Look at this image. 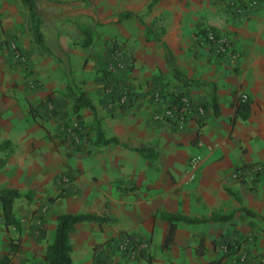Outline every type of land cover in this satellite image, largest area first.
Instances as JSON below:
<instances>
[{
    "label": "crops",
    "instance_id": "0c3cea01",
    "mask_svg": "<svg viewBox=\"0 0 264 264\" xmlns=\"http://www.w3.org/2000/svg\"><path fill=\"white\" fill-rule=\"evenodd\" d=\"M42 1L89 5L92 13L82 12L84 17L113 26L121 43L114 42L117 57L87 31L89 44L81 47L72 39L80 36V22L75 28L58 25L63 57L44 37L38 50L50 56L33 60L31 75L0 46V189L20 195L11 207L16 228L0 215L1 257L10 243L15 248L3 264H44L63 213L105 218L73 225L72 264H264V173L252 181L234 176L241 167L264 164V0L240 15L225 0H157L149 7L151 0H38L39 6ZM123 11L132 17L114 22ZM27 21L19 0H0V36L18 32ZM205 28L224 41L226 54L196 42ZM173 69L192 83L182 84ZM108 89L114 96L125 91L129 100L117 104ZM154 91L164 95L159 104L152 101ZM77 93L93 110L74 111ZM169 93L187 95L204 114L190 117L180 130L153 120ZM240 93L247 96L245 119L236 115ZM94 119L102 137L116 143L96 142ZM192 155L201 160L189 180ZM162 213L231 218L177 221L172 244L162 249ZM123 237L135 248L119 250Z\"/></svg>",
    "mask_w": 264,
    "mask_h": 264
},
{
    "label": "trees",
    "instance_id": "16d2710c",
    "mask_svg": "<svg viewBox=\"0 0 264 264\" xmlns=\"http://www.w3.org/2000/svg\"><path fill=\"white\" fill-rule=\"evenodd\" d=\"M22 6L27 10L29 27L31 30V36L34 42L40 47H44V34H43V19H42V11L38 4V0H19ZM157 0H151L148 3V7L156 2ZM132 17V14L128 11H123L117 14L114 22L118 23L123 20ZM146 32H150L151 30L145 26ZM77 33L82 37V41L78 42L81 47H85L89 44L90 36L89 33L82 29V27H77ZM203 31V30H202ZM154 39L157 40V37L153 36ZM168 61H170L168 59ZM107 72V71H106ZM173 76L176 77L182 84L186 85L188 83H192L190 79L184 77L179 71L173 69ZM211 109L214 114H216L217 106L215 96L211 97ZM85 106L91 110H93L92 105L85 99L83 93H77L74 95V111L80 107ZM236 115L245 119L248 116V107L247 102L240 104L236 107ZM92 130L95 134L96 142L101 144L108 143H116V140L104 139L101 135V131L97 124V121L94 119V122L91 126ZM141 156H148L147 150L145 149H137L136 150ZM2 161H0V166L2 165ZM19 193L12 188H3L0 189V215L4 219L5 224H13L16 228V222L12 215L11 207L14 199L18 198ZM52 200V199H50ZM247 212V211H246ZM161 218L164 219L167 223V228L163 237V241L161 244V248L165 249L172 244V237L175 230V223L177 221H182L184 223H199L204 220L209 221H224L231 218V214L228 215H217L212 214L208 219H197V218H186L182 215L177 214H160ZM105 220L104 217L95 216L92 214H81V213H63L59 214L56 217V226L53 240L46 246L44 252V264H72L69 258V250L70 245L68 243V233L72 230L73 225L77 222L81 221H102ZM10 243V248L6 255H3L1 258L6 262L9 260L8 255L13 253L15 248Z\"/></svg>",
    "mask_w": 264,
    "mask_h": 264
},
{
    "label": "rangeland",
    "instance_id": "374dc122",
    "mask_svg": "<svg viewBox=\"0 0 264 264\" xmlns=\"http://www.w3.org/2000/svg\"><path fill=\"white\" fill-rule=\"evenodd\" d=\"M40 9L43 12V34L47 41L49 49L56 52L58 55L62 56L63 51L59 48L56 42V33L58 25L64 24L66 27H74L80 22L83 30L88 31L93 37H95L96 42L101 44L103 47H107L106 50L113 55L118 57L117 52L114 50V42L121 43L120 40H116L114 34L113 26H108L106 24H100L97 21L88 20L84 17V13H92V8L89 5L83 4L81 6H72L71 8L66 4L42 1ZM80 13V14H77ZM82 14V15H81ZM83 17V20H81ZM18 32H13L11 34L0 36V46H5V48L10 51L12 61L21 67V70L27 72L28 75L33 73L30 68V63L33 60H42L44 55L50 56L48 53L41 52L38 50L39 45H37L32 36L29 23H20L18 26ZM59 29V28H58ZM72 39L82 41L81 36H74ZM21 40L26 44V47L22 46ZM93 40V39H92ZM19 41V42H18ZM113 42V43H112ZM38 47H37V46ZM75 45V44H71ZM57 48L59 50H57ZM28 51V52H27ZM5 55H6V51ZM14 53L18 54V58L13 57ZM55 53V54H56ZM4 56V53H3ZM47 56V57H48ZM51 59L54 63H59L56 56H52ZM38 60V61H40ZM117 60H115L116 62ZM59 65V64H58ZM0 244V250L2 248ZM10 259V258H9ZM14 261V260H13ZM3 259L0 255V264H3ZM12 263V261H10ZM17 264H22L20 261H15ZM44 262V261H43ZM97 264H107L104 261H99Z\"/></svg>",
    "mask_w": 264,
    "mask_h": 264
},
{
    "label": "built area",
    "instance_id": "2783aa9c",
    "mask_svg": "<svg viewBox=\"0 0 264 264\" xmlns=\"http://www.w3.org/2000/svg\"><path fill=\"white\" fill-rule=\"evenodd\" d=\"M226 4L233 9L234 13L237 15L242 14L247 9H254L257 6L256 0H250L246 2H238L233 0H225ZM195 40L199 45L210 44L214 46V51L216 54H226L228 52V48L224 41L217 38L216 34L210 28H205L201 32L195 36ZM13 57L18 58V54L14 53ZM116 68V63L113 60L108 66V70L113 72ZM108 96L119 105H123L127 102L128 93L125 91L120 94L114 96L112 90H106ZM163 94L161 91H154L151 94L152 101L155 104H159L162 101ZM167 103L163 106L161 111L154 113L152 115V119L159 122H167L170 123L174 128L180 130L182 129L184 123L190 118H198L204 114V109L194 103L187 95L178 94V93H169L167 95ZM247 100V96L245 93H240L237 98V105L245 103ZM200 142L198 145L200 146ZM199 155H192L187 160L186 167V175L189 180L193 179L195 171L200 163ZM264 173V164L254 163L251 165H247L245 167L239 168L235 172V177L243 180V181H252L256 175L260 173ZM119 250L126 251L129 249H134L135 244L129 237H123V239L118 243Z\"/></svg>",
    "mask_w": 264,
    "mask_h": 264
}]
</instances>
